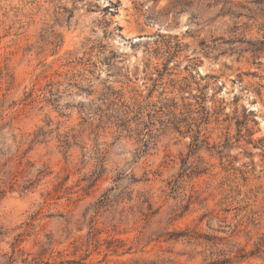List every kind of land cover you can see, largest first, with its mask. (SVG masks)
Instances as JSON below:
<instances>
[{
	"label": "rangeland",
	"instance_id": "rangeland-1",
	"mask_svg": "<svg viewBox=\"0 0 264 264\" xmlns=\"http://www.w3.org/2000/svg\"><path fill=\"white\" fill-rule=\"evenodd\" d=\"M262 39L259 0H0V264H264Z\"/></svg>",
	"mask_w": 264,
	"mask_h": 264
},
{
	"label": "trees",
	"instance_id": "trees-1",
	"mask_svg": "<svg viewBox=\"0 0 264 264\" xmlns=\"http://www.w3.org/2000/svg\"><path fill=\"white\" fill-rule=\"evenodd\" d=\"M259 3L260 4H264V0H259ZM250 45L252 46L251 48H252V51L254 53H257V52H260V51H264V39L258 40V41L254 42V43H250ZM222 111H223V109H222ZM216 114L218 115V118H219V115L221 114V110L216 111ZM253 115H254V111L253 110H249V111L245 110V112L243 114V118L236 117V124L238 126V131H239V134H240V138L243 137L242 134H241L243 128H246L247 135H248V141H247L248 143H254V141H255L253 139L254 131L250 127H248V124L251 121V117H253ZM206 117H209L210 118V117H212V114H210L209 112H207L206 113ZM252 121H254L255 123H257L255 121V119H253ZM240 138H238L237 140L240 141ZM231 139H232V137L231 138L229 137L227 139V145L230 144ZM257 141H258V143L255 146L257 148H260L263 151V155H264V137L258 139ZM67 145H68V141H66V143H64V146H67ZM212 147L214 148V147H217V146H212ZM193 149H195V148L193 147ZM42 173L43 172L40 171L39 172V175H42ZM192 233H193L192 231H182L179 234V237H189V236H192ZM192 238H204L205 240H208L209 239L208 235L203 234V233H199V232H197L194 235V237H192ZM220 262H221L220 260H214V261L207 262L205 264H230L229 263L230 260L225 261V263H220Z\"/></svg>",
	"mask_w": 264,
	"mask_h": 264
}]
</instances>
